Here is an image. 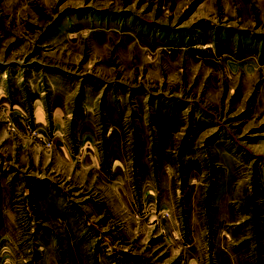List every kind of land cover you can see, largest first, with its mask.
I'll use <instances>...</instances> for the list:
<instances>
[{"label":"rangeland","instance_id":"obj_1","mask_svg":"<svg viewBox=\"0 0 264 264\" xmlns=\"http://www.w3.org/2000/svg\"><path fill=\"white\" fill-rule=\"evenodd\" d=\"M90 132L137 195L122 239L130 217L179 225L114 264H264V0H0V188L24 220L75 192L50 158Z\"/></svg>","mask_w":264,"mask_h":264},{"label":"crops","instance_id":"obj_2","mask_svg":"<svg viewBox=\"0 0 264 264\" xmlns=\"http://www.w3.org/2000/svg\"><path fill=\"white\" fill-rule=\"evenodd\" d=\"M56 125L54 121L52 131L61 136V126ZM84 136L88 137L85 143L79 142L76 146L62 144L50 158L75 192L57 193L47 189L38 192L35 196L42 204L39 203L35 210V219L24 220L26 210L13 207V193L0 188V247L4 245L8 250V256H3L6 263L0 261V264H114L121 260L115 253L122 241L137 248L157 231L163 236L159 246L164 250L180 242L169 234L177 233L176 229L170 231V227L178 224L170 226L166 219H159L164 220L166 228L161 225L154 229L152 222L156 216L152 213L145 219H127L129 233L125 234H130L131 240L122 239L125 237L120 226L122 210L126 209L124 212L129 214L133 210L123 207V201L137 195L127 191L125 164L116 160L121 153L119 141H111L109 146L103 147L95 145L96 136L91 132ZM105 152H110V159L103 161L101 157ZM57 174L59 178V171ZM161 196L162 200L169 199L167 195ZM16 199H25V194L16 196ZM24 223H31V227L34 224L33 238L21 229ZM110 250L115 252L109 253ZM161 258L163 264L171 263L170 257ZM172 258L176 260L177 256ZM137 261L142 260L130 262Z\"/></svg>","mask_w":264,"mask_h":264}]
</instances>
